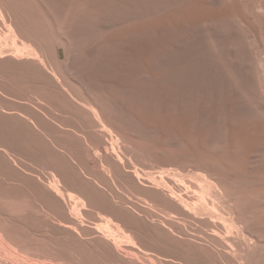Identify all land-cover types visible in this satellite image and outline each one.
Here are the masks:
<instances>
[{
    "label": "rangeland",
    "instance_id": "obj_1",
    "mask_svg": "<svg viewBox=\"0 0 264 264\" xmlns=\"http://www.w3.org/2000/svg\"><path fill=\"white\" fill-rule=\"evenodd\" d=\"M17 1L11 0V4L14 3L12 6L15 5L16 10L17 8L20 10L21 7L23 8V10L26 8V10L29 11V12L26 11V14L30 16L32 15L31 17L32 19L34 18L33 19L34 23L39 22V24H35L37 25L35 27H38V25H40V22L42 19L38 15L37 13L38 11L35 10L36 7H40L41 9H43L42 11H44L42 16L45 15V18H47V19L43 18L45 20L43 21L44 23H46L47 27L44 26L45 30L44 29L39 30L41 31L42 34L40 32H39L40 34L37 32L38 37L40 38H38L37 40L38 45L37 46L33 45V47L35 46L34 49L36 50L38 55L44 59V60L42 59V62L43 63L45 62L44 65L48 71L42 68L40 64L38 65L37 60L33 58L32 60L31 59L28 60L27 58H25V59H22L21 61L24 64V66H26L27 68V75L25 77L24 76L19 77L18 75H15V74H12L10 76L12 87L9 89L8 92L12 98V103L10 107L11 111L8 114H3V113H2L3 115L0 114V125H1L0 126V139H1L0 140V192L8 191L7 193L9 194L11 193L10 195L12 196H17V195H21V196H19L20 197L19 201L17 200L16 202L14 201L15 203H13V201H11L10 199L8 200L6 199L7 201L10 200L8 202L9 204L6 203L7 201L5 200V198L2 199L0 197V205L6 210V212L12 217L16 216V218L20 217L19 219L21 218L26 219L27 221H29L28 223L31 222V223L36 224V220L37 221L39 220L37 222L39 224L42 218H44V215L38 214L37 216L36 212H34L33 210L32 211L29 210L32 212V214L33 213L36 214L37 218H35L34 214L29 215L31 214V212L26 210L29 208L26 207L25 209L24 206H23L24 207L23 213L27 211L29 213L27 212L26 213L27 215L25 213H24L25 215L22 213L21 210H23V208L21 206L23 202L25 201L23 200V197L28 198V197L34 196V198L35 199L37 198V201L39 203L41 202L42 204L44 202L46 203V201H48V203L49 201L51 202L52 200L51 197L48 196L49 199L47 197V193L49 191L44 188H45V185H47L46 183L50 178L49 174L53 173L56 176L61 177L66 191L70 190L72 192H75L77 196L82 197V199L84 200V202L75 200L78 205L77 207L78 211L80 212L81 215H84V218H85L83 221L85 225L84 224L82 225L83 228H88L89 225H91V223L97 219L96 213L106 212V208L103 207L100 200L97 201L98 199H94V197H92V200H88L86 198L87 192L93 191V189H96V190L98 189L102 193L105 192L104 194L107 197V199L111 198L110 192H112L111 196L124 199L125 202L130 203L129 204L130 206L132 204L131 208L135 211V213L133 214L137 213L135 217L140 221L143 220V222L144 220H146L145 223L149 222V225L151 227L160 226L159 224L161 223L162 224L164 223L169 226L171 231L169 230L168 232L169 234L167 235H169V238L171 239V241H168L167 244H160V243H157L151 240L149 241L147 237L143 236L144 234L142 232L141 233L139 232V234H142L138 239L139 244H141L142 248H145V250H147V251L138 252L139 253L138 257L140 261L141 260L144 261L145 259L149 260L150 258V259H154L155 263L153 262V260L150 261V262H153L154 264H190V263L191 264H211V263L214 264L216 261H218L219 259L218 256L222 253V250H224V251L229 252V254L231 253V255L236 258L241 257L238 260L239 263L242 262L241 264H247L249 263V262L246 263V261H249V260H246L247 258H244L245 261L242 260V258L245 257V254L243 251H247L246 249H248L249 251H257V250L262 251L263 252L262 254L264 255V235H263L264 234V225H263L264 224L263 223L264 222V149H263L264 148V135H263L264 134V82H263L264 79H262L263 78L261 77L262 75L261 76L259 75V71L258 73L256 72L258 68L255 69V66L253 65V62L254 64H257L255 63L256 61L253 58L248 56L250 55L248 54L249 52H246L247 54L245 53L246 49L250 51L249 48H247L248 46L250 47L254 44L258 45L261 39L264 38V34H263L264 24H262L264 23V21H262L264 19V13H263L264 8L262 7L264 6V0H262L263 2L261 0L260 2L259 0L255 1V5H256L255 9L258 10L255 12H257L256 14L259 17H261L260 18L261 22L259 24H257V22L253 19L250 9L246 7L247 6L246 3H248L246 0H243V1L242 0H220L214 3L215 5L208 0H205V1L204 0H188L187 4L183 3V5L185 4V7H183L182 5L178 7L177 9L173 8L170 14L163 13L159 15L158 19L145 17L144 19L141 18L142 20L141 19L131 20V17H130L131 15L130 16L129 14L127 15V12L131 8L132 9L130 11L132 13L133 7L130 8L129 6L131 5L133 6V4L128 5V4H125L124 1L130 4V2L133 3L132 0L131 1L129 0L130 2L128 0L127 1L126 0L124 1L115 0L114 3L120 1L119 3H122L121 4L122 6L119 5V3L111 4V6H113L111 7L113 10L109 8L110 7L109 4L105 6L106 3H110L112 0H109L110 2L108 0H104V1L101 0L102 3L105 2L103 4L100 3L101 2L100 0H97V2L105 6V7L104 6L102 7L101 5V8H104V9L106 8L107 10L111 9V12L113 11L112 13H114L115 8L117 12H118L117 9H119L121 10L119 11V14L122 13L121 15H123L125 9L129 7L130 9L127 8V11H125L126 13H124V17L128 16L126 20H130V21H126L124 20V18L121 19V20H124L125 23L120 22L119 19L116 20L118 17L120 18L121 15L116 16L117 17L116 18L115 13H114L115 14L114 16L111 12H110L111 14L109 13L105 14L107 10H103L99 8L100 7L99 5H95L97 4L96 0H92V2L95 1L93 4H91V2H88L89 0L88 1L82 0L83 3L79 2V0H71V1L70 0H35V1L34 0H17ZM26 1H27V4H26ZM244 1H245L246 6L245 4H243ZM3 2L4 1L0 0V10H1L0 19L2 20V21L0 20V56L11 57V54L12 56L14 55V51L12 50L11 37L10 35H8L9 33H7L6 35L4 34L7 31L6 30L7 24L4 22H6L7 20L6 18H8V16H11V14H10L9 9L7 10V8H5L7 7L6 3L3 4ZM68 2H70L71 5ZM206 2H210L211 4L206 3ZM123 4L124 6L125 5H128V6L127 7L125 6L126 7L125 8ZM52 5L54 7H52ZM68 6H69V9L71 8V10L68 9ZM78 7H80L81 9ZM261 7L262 9H260ZM30 8H32V10ZM66 9L68 10V12L69 11L70 12L68 13ZM83 9L84 10L86 9V10L83 11ZM89 10L90 12H88ZM102 10L105 12H103ZM100 11L104 13L105 17L101 15V17H103L104 19L105 18L107 19L106 15L109 14L110 16L112 15L114 17V18L111 17L113 20L116 18L114 20V23H117L119 21L121 24L119 22H118L119 23L118 25L113 24V20H112L111 21L112 24L116 26L114 27L109 22V26L110 25L112 26H110V29H106V28H109V26L107 27L106 24L108 23V20H111V18L106 20L107 23L105 24L104 22H102L104 19L103 18H102L103 20L100 19L101 18L100 14L102 13V12L100 13ZM96 12H97V15H96ZM91 13H93L94 15ZM24 14H25V10H24ZM55 14L57 15L55 16ZM233 14L236 17H234ZM231 15L233 16V18H237V16L238 18L236 20L234 19L230 20L232 18V17L230 18ZM72 16L73 17L76 16V17L73 18ZM166 16H168V18L172 20L173 23H175V26L178 25L177 23L178 19H182L184 21L186 20L190 23H196L197 20L198 22H201L202 20H206V21H203L204 25L206 24L209 25L207 22H209V20L211 19L212 20L216 19V21L218 20L217 22L215 21V24H216V27L219 28V31L220 29L222 30L221 34L223 37V41L225 40V42L223 43L226 44L224 45V47L225 46L226 47H225V52L223 55L225 56V54L228 52L227 55L229 56V53L232 52L230 53L231 54L230 58H234V59H230V58L228 59V56L226 55L227 57H223L224 58L223 60L227 59L228 63L226 62V60H225L226 63L224 61L223 63L227 65L226 67H228V69L230 68L232 70L234 67L233 68L231 67L236 65L237 64L236 62L238 61V64L236 65L237 67L235 66L237 70L236 69L235 71L234 69L232 70L235 75L238 73L237 76H235L233 73L231 74L232 71L231 70L227 71L228 69L225 68V70L227 69L226 70L227 76L231 74V76L229 75V77H233L232 79L230 78L229 83L233 85L234 83L233 79L235 76V81L238 79L239 80L238 82L241 83V84L239 83V86H238L241 89L239 90L238 87L235 85V84H238L237 81H236L237 83L234 84L236 88L235 86H233L234 89H232V87L230 88L231 85L230 86L228 85L229 84L227 83L228 81L224 83L225 80L229 79L228 77H226V75H224V73L226 74V71H224V73H221L224 69L225 64L223 65L222 63L221 64L222 66H220L219 64L218 66L220 67L219 72H218L219 69L216 68L218 69L217 72L221 73L220 74L221 76L222 74L224 76V80L221 79L222 77L219 76L221 80L220 81L219 77H217L219 74L216 72L217 73V76H216V74L214 73L216 71L215 67H212L213 69H207V68H210V66L212 65L209 63L208 60H203L202 58H200L203 54L206 57L207 56L205 55L206 53H203L202 52L203 50H202L200 51V53L201 54L203 53V54L202 55L197 54V56L195 57L196 53L199 51L194 50V47L192 48L190 45H188L189 47L192 48L190 49L189 47H187L188 48L187 51H189V49L192 50L189 52V54L194 55L192 58L195 57V60L200 58L202 59L203 62L208 61L206 63V67L204 66L205 68L202 67L203 66V62H202L200 68L202 70L204 69L205 70L202 72L200 71L202 73L201 75H200V72H198L199 70H197L199 68L198 66L200 65L199 62L201 60H199L198 62L194 61L193 64L194 65L196 64L195 67L197 66V69L195 67H192V66L191 67L197 71L194 72L193 69L192 68L191 69L194 73H199V75L198 74L193 75L190 69L189 71L192 74V76L195 77L196 75L197 78L201 76L199 78H201L202 80L201 83H203V81L204 80L206 81L208 78V76L203 73L205 71L209 73L211 70H213L214 76H212L213 73H209L211 74V80L214 81L215 79L217 81L219 80V82L223 81V83H219L220 85H217L216 84L217 81L211 82V80H209L210 75L208 74L209 81L208 80L207 81L213 84L210 83L208 85V82L203 83L205 90H203L204 88L202 90L204 91L203 93H205L203 95L208 94L209 97L212 98L210 99V101H213V102H211L212 104L210 103V101L208 100L209 97H207L206 99L207 95L203 97L200 96L197 99L201 101V99L204 98L206 100L204 99L202 100L205 103L208 100L207 102L209 106L207 103L206 104L200 103L199 100L198 102H195L197 99L193 98L194 105L199 104L201 106L200 107L199 105L198 106L195 105V108L198 107L197 109L199 111L197 109L194 110V105H192L193 109H191L192 107L190 109L189 108L186 109L187 107L185 106L182 107L181 104L179 106L178 103H181L179 101H174L175 102L174 103L168 100L169 103L166 105V103L168 102L166 100L167 97L165 98L164 94L162 93L164 92V90H166L165 88L166 86L162 87L163 83L162 84L160 83L162 81L160 79L157 80L158 77L162 79V76L160 75L163 74L164 70H162L163 69L162 67L159 68L158 65L152 61L151 55L153 52L152 50L153 46H151V43L149 42V40L147 41V38L144 36H141L142 38H140V35L139 36L137 35V30L138 28H140V26L147 27V25L149 26V24H151L152 22H156L157 20H159V18H163ZM97 17H99L100 19V20L98 19L99 21L104 23L105 26L102 24L103 25L102 27H106L104 28L105 30L104 29L97 30V29L102 28L101 22L98 23L96 20ZM71 18L74 20L72 21ZM226 18L228 19V21H226ZM76 19H77V22H76ZM86 20H87V23L89 22L88 25H85L87 24ZM95 20H96V24L95 25L93 24L94 26L92 27L94 28L96 26V30H97L96 33H98L97 35L94 32L96 31L95 28L94 30L93 28L90 29V31L93 30V32L88 31V28L90 27L89 25L90 24L92 25V22L93 21L95 22ZM193 20L194 21L196 20V21L194 22ZM229 21L230 22L236 21L234 23L235 26L233 25V23H230ZM59 22H61V24H59ZM70 22L72 25L69 24ZM178 22L180 21L178 20ZM80 23L83 25H81ZM237 23L238 24L240 23V24L237 26ZM79 24L81 27L79 26ZM98 24H99V28L97 27ZM49 25L51 27H49ZM53 25L55 26V29ZM84 25L88 26V28H86ZM231 25H233V27H237L236 29H238L239 26L240 27L238 30H236L232 28ZM82 27L84 28L83 30H81ZM241 27H244L245 32L244 30L242 31L243 28L240 31ZM48 29H50V31ZM88 32L92 35V37L89 36L90 37L89 38L87 36L89 34ZM223 32H224V35H223ZM246 32L250 34L248 35ZM92 33L93 34L95 33L94 34L95 36H93ZM143 37L146 38V41L143 40L144 39ZM3 38H5L6 41ZM53 38L54 39L57 38V40L56 39L53 40ZM189 38H188V41L186 40V42L188 44H191L189 43V41L192 42L193 40H191V36ZM52 40L54 43L52 42ZM46 42H48L49 44ZM19 43L20 41H16L15 45L17 44V46L22 47V44L21 43L19 44ZM262 49H260V51L263 52L261 53V55L264 56V48ZM193 51L195 52V54ZM112 54L113 56L114 55H117V56L116 57L114 56L112 58ZM118 54L120 57L118 56ZM245 55L248 56V58L246 57L244 59ZM250 58L252 59L251 65H250L251 61H248ZM204 59H208V58H204ZM11 60L13 61L12 66H15L14 62L16 60L12 58ZM233 60H235V62ZM247 61L250 63H247ZM208 63L210 65H208ZM229 64H230V67L228 66ZM37 66H39L41 69ZM256 66H258V64ZM238 67L242 71L237 72L239 70ZM52 70L54 71V74L57 75L56 77H58L59 82H57L58 80L56 81L54 78H52V76H50ZM207 70H210V71H207ZM244 72L246 75H242L244 74ZM238 75H242L243 77L241 78V76H238ZM215 76L217 79L212 78ZM204 77H206V79ZM24 78H26V81H27V88L25 90V95H23V98L27 100V119H23L21 121L20 119H18L19 118L18 114L17 115L15 114V112H19V104L15 103V99H19V88L15 87L14 85L16 83L18 84L19 81H22V83H24ZM158 81L160 82L158 83ZM140 82H141V85H140ZM214 83L217 86L215 85L214 87L213 86ZM82 84L83 86L81 87L80 85ZM221 84L223 85L225 84V87ZM211 85L214 88H212ZM216 87H218V89L223 88V90L221 89L218 90L219 92L223 91V94L221 92L219 95V92L217 91ZM160 88L163 91L162 90L160 91ZM229 88L231 89V91H228L230 90ZM209 89H211L213 92H214L213 89H215L216 92L213 93ZM97 90H100V91H97ZM152 90H154L155 92L160 91V92H157L159 94L155 96L156 99L158 100H156L155 97L154 98L151 97V95L147 96L148 94H150L149 91H152ZM138 91L139 92L143 91V96H142V93L140 94L141 96H139ZM146 91H148V94H146L147 93ZM154 91L152 92L155 93ZM229 92L231 95L229 94ZM98 93H100V96ZM211 93H213L217 97L222 96L220 99L221 101L216 96H215L216 98L214 99V97H212L213 94L211 96ZM22 94H24L23 88H22ZM137 94L139 97L137 96ZM70 95L73 96V98L71 96L72 99L69 97ZM144 95L146 96V98ZM162 95L164 96V98H162L163 97ZM160 96L162 97L160 98ZM102 98L104 99L102 100ZM151 98L153 99L155 103L151 101L152 100ZM99 99L101 100L99 101ZM74 100H77V101H74ZM170 103L176 104L175 105L176 107L173 106L174 104L173 105L171 104L173 107L172 106L169 107ZM237 103H240V104L238 105ZM241 103H242V106L245 105V107L243 106L242 108V106H240ZM210 104L211 105L214 104L215 106L214 105L211 106ZM203 105H205L204 106L205 108L203 107ZM108 106L111 109H109ZM111 106H114V108ZM207 107H211V108H207ZM92 109H94L96 112L97 117L95 118L91 112ZM215 111L218 114H216ZM174 112L175 113L177 112V113L175 114ZM213 112L216 115H214ZM29 118H30V121L28 120ZM36 119H40L41 120L40 123L38 120L36 121ZM202 119L203 121H201ZM30 122H33V123L36 122V124L35 123L34 124L38 125V127L34 126V124ZM21 124H22V128H21ZM25 124L26 125L28 124L26 127V133H25V128L23 127ZM99 124L104 125L105 132L101 131L102 128ZM118 124L120 127L118 126ZM21 132H22V137H19V133ZM16 139L17 140L22 139L26 142L19 144V142H15ZM28 146H29V149H28ZM223 147L227 151L224 150ZM34 148L35 150L37 149V151H34ZM214 148L216 150H214ZM112 149L114 150L115 154L117 153V155H119L123 159L124 163L122 165H120L119 163L115 161V156L112 153ZM211 155H213L214 157ZM215 159L218 160L219 164L217 163ZM229 159L230 160L232 159V160L230 161ZM13 160L16 163H14ZM206 162H208L209 165ZM101 165H104V168L105 166L109 167V169L111 170V173H110L111 176L109 177L107 176L106 174L107 169L105 168L106 172L103 171L104 168ZM23 170L26 172H24ZM136 170L141 175V176L139 175L140 178L141 177L142 178L140 179L141 182H139V184L135 183L136 184L135 185L129 181V177L134 174L133 171L137 172ZM22 171L23 173H20ZM231 172H234V173H231ZM85 175L89 176L90 178L89 179L86 178ZM161 175L162 177H160ZM165 175H167L168 177H166ZM147 179L148 180L154 179L156 183L158 184L160 183L159 184L160 187L159 188L155 186L151 187ZM75 180H77L76 183H75ZM72 181L75 184H73ZM231 181H234V182H231ZM95 182L98 183L99 185H97ZM198 183L201 185H199ZM261 185L263 186V188ZM115 186L118 189H116ZM200 186L203 188H201ZM246 186L247 187L249 186V187L247 188ZM219 187H222V188H219ZM260 187L262 189L260 191L261 193L258 192L260 190L259 189ZM43 190L46 193H44ZM84 190L86 191V196L84 195L85 194ZM116 190H119L120 192ZM203 190L204 192L208 191V193H204ZM227 190H229L230 196L228 195ZM108 191L110 192L108 193ZM195 191L197 192V194L195 193ZM160 192L173 195V197H175L176 199V202L174 201L170 202V200H166L167 201L166 203V201L155 199L154 194L160 193ZM224 192L226 193V196H224L225 195ZM43 193L45 194V196ZM209 198L210 199L212 198L211 201ZM212 200L214 201L212 202ZM251 201L254 204L251 203ZM17 202H19V204ZM10 203L14 204L15 207L10 206V209L13 208L14 210L17 208L16 204H18V207L21 204V206L14 212H13V209H11L12 212L14 213V216H13V213L9 211L10 209L8 208ZM215 203L216 204L219 203L217 204L219 205V208L225 210V211L223 210L224 211L223 214H222L223 211L220 210L217 205L215 206ZM222 203H224L223 207H221ZM4 204H7V206L5 207ZM66 204H69V202H66ZM66 204H65V207H66ZM234 205L236 206L234 207ZM146 207L147 209L148 207L151 209L147 210ZM19 209L20 211L18 212ZM216 210L221 214H218ZM188 211L190 212L189 215H188ZM15 212L16 213L18 212V213L16 214ZM20 212L25 217L23 215L20 216L21 215ZM225 212L227 213V215L225 214ZM192 213H194V215L196 214L197 216L195 215L194 217ZM18 214H19V217H17ZM32 216L35 219L32 218ZM28 219H32V220H28ZM242 223L244 226L242 225ZM219 225L220 226L223 225V226L220 227ZM253 226H255V228ZM258 235L260 236L259 238H257ZM228 241H231L229 242L230 245L228 244L226 245ZM238 241H240V243ZM39 242H38V245H36L37 249H41L40 245L42 244V242L40 243ZM239 245L240 246L243 245V246L240 247ZM241 255H244V256H241ZM213 259L215 260V262L213 261Z\"/></svg>",
    "mask_w": 264,
    "mask_h": 264
},
{
    "label": "bare ground",
    "instance_id": "obj_2",
    "mask_svg": "<svg viewBox=\"0 0 264 264\" xmlns=\"http://www.w3.org/2000/svg\"><path fill=\"white\" fill-rule=\"evenodd\" d=\"M1 1H4L3 2V4L4 3H6V6L7 7H5V8H7V10L9 9V11H10V14H11V16H8V18H6L7 20H6V22H4V23H6L7 24V31H6V33H4L5 35L7 34V33H9L8 35H10V37H11V42H12V50L14 51V55L12 56V54H11V57L14 59V60H17V59H20V58H27L28 60L29 59H31L32 60V58L33 59H35V60H37L38 61V65L40 64V66L42 67V68H44V69H46L45 68V65H44V63L42 62V57H40L39 55H38V53L36 52V50L34 49V47H33V45H38V43H37V40H38V38H40V37H38V33L40 32L41 33V31H39V30H43L44 29V26H46V23H44V19H47V18H45V15L44 16H42L43 15V12L44 11H42L43 9H41L40 7H36V11H38L37 13H38V15L42 18H40L41 19V22H40V25H38V27H35V26H37V25H35V24H39V22L38 23H34V21H33V19H32V15L30 16V15H28V14H26V8L24 9L25 10V14H24V10H23V8L21 7V9L19 10L18 8H17V10H16V8H15V5L14 6H12L14 3H12L11 4V0H1ZM17 1V0H16ZM35 1V0H34ZM71 1V0H70ZM88 1V0H87ZM101 1V0H100ZM104 1V0H103ZM109 1V0H108ZM124 1V0H123ZM122 1V2H123ZM127 1V0H126ZM129 1V0H128ZM131 1V0H130ZM129 1V2H130ZM186 1V2H185ZM187 1L188 0H132V2L133 3H131L130 2V4L129 3H126L125 1H124V3L125 4H128V5H131V4H133V6L131 5V6H129L130 8L131 7H133V10H132V13H131V9L129 8V7H127L128 5H125L128 9H130L129 11H130V13H129V11L127 12V15L129 14V16L131 17V20L132 19H144L145 17H150V18H157L158 19V17H159V15H161V14H170V12H171V10L173 9V8H178V7H180V6H182L183 5V3H185V4H187ZM205 1V0H204ZM208 1H210L211 3H216L217 1H220V0H208ZM243 1V0H242ZM248 3H246L247 4V6H246V4H245V1H244V3L243 4H245V6L248 8V9H250V11H251V14H252V16H253V19L257 22V24H259L260 22H261V17H259L256 13L257 12H255V11H258V10H256L255 9V1L256 0H246ZM262 1V0H261ZM18 2V1H17ZM16 2V3H17ZM19 2H21V1H19ZM23 2V1H22ZM43 2V1H42ZM48 2V1H47ZM50 2H52V1H50ZM79 2H82V0L80 1L79 0ZM78 2V3H79ZM88 2H91V4H93L94 2H92V0H89ZM87 2V3H88ZM96 2H97V0H96ZM110 2V1H109ZM112 2V3H111ZM110 3H106L105 4V6L106 5H108L109 4V8H111V7H113V6H111V4H118L119 2H116V3H114L115 2V0H112ZM210 2H206V3H210ZM223 2V1H222ZM258 2V1H257ZM259 2H260V0H259ZM263 2V1H262ZM25 3V2H24ZM49 3V2H48ZM69 4H70V2H68ZM83 3V2H82ZM86 3V2H85ZM99 2H97V4H95V5H99V6H97V7H99V8H101V5L103 4V3H105V2H103L102 3V1L100 2V3H102V4H98ZM210 3V4H211ZM219 3V2H218ZM234 3V2H233ZM26 4H27V1H26ZM80 4V3H79ZM89 4V3H88ZM122 3H119V5H121ZM185 4L183 5V7H185ZM261 4V3H260ZM25 5V4H24ZM55 5V4H54ZM71 5V4H70ZM83 5V4H82ZM81 5V6H82ZM90 5V4H89ZM88 5V6H89ZM215 5V4H214ZM259 5V4H258ZM263 5V4H262ZM5 6V5H4ZM3 6V7H4ZM27 6V5H26ZM38 6V5H37ZM87 6V5H86ZM104 5H102V7H103ZM104 6V7H105ZM122 6V5H121ZM123 6H124V4H123ZM124 6V7H125ZM187 6V5H186ZM197 6V5H196ZM249 6V7H248ZM17 7V6H16ZM52 7H54L53 5H52ZM56 7V6H55ZM61 7V6H60ZM59 7V8H60ZM96 7V6H95ZM94 7V8H95ZM123 7V8H124ZM125 7V8H126ZM263 8H264V6H262ZM262 7L260 8V9H262ZM2 8V7H1ZM20 8V7H19ZM47 8V7H46ZM78 8H80V7H78ZM88 8H90V7H88ZM107 8H108V6H107ZM124 8V9H125ZM127 8L125 9V11H127ZM243 8H245V7H243ZM246 8V9H247ZM31 10H32V8H30ZM29 9V10H30ZM48 9H50V8H48ZM68 9H69V6H68ZM77 9V8H76ZM81 9V8H80ZM97 9V8H96ZM101 9H103V10H107L106 8L104 9V8H101ZM100 9V10H101ZM112 9V8H111ZM111 9L107 12L106 11V13L105 14H107V13H109V14H111L112 12H111ZM175 9V10H176ZM193 9V8H192ZM6 10V11H7ZM67 10V9H66ZM69 10H71V8L69 9ZM86 10V9H85ZM84 9H83V11H85ZM99 10V9H98ZM102 10V11H103ZM113 10V9H112ZM118 10V12L116 11V8L114 9V13L116 14H114V13H112L113 14V16L115 15V17L116 16H119V15H121L122 13H120L119 14V11H121V10H119V9H117ZM123 10V9H122ZM180 10H181V8H180ZM244 10V9H243ZM2 11H3V9H2ZM55 11V10H54ZM74 11V10H73ZM82 11V10H81ZM102 11H100V13L102 12ZM117 13H116V12ZM124 11V10H123ZM124 11V13H126ZM174 11V10H173ZM245 11V10H244ZM27 12H29V11H27ZM58 12V11H57ZM63 12V11H62ZM67 12H68V10H67ZM70 12V11H69ZM68 12V13H69ZM75 12V11H74ZM80 12V11H79ZM87 12V11H86ZM88 12H90V10L88 11ZM103 12H105V11H103ZM102 12V13H103ZM111 12V13H110ZM167 12V13H166ZM169 12V13H168ZM261 12V11H260ZM259 12V13H260ZM0 13H1V10H0ZM36 13V14H37ZM48 13V12H47ZM55 13V12H54ZM53 13V14H54ZM100 14V17H101V15L103 16V17H105V15H104V13L103 14ZM124 13H123V15H121L120 16V18L118 17H116L115 19L116 20H120V22H124L125 23V21L124 20H126L127 19V17L125 16L124 17ZM236 13V12H235ZM264 13V12H263ZM63 14H65V13H63ZM76 14H77V12H76ZM75 14V15H76ZM79 14V13H78ZM91 14H93V13H91ZM106 15V17H107V19L105 18H103V17H101L100 19H102L103 21L102 22H104L105 24L107 23L106 22V20H108V19H110L111 17L112 18H114L112 15L110 16V15ZM195 14V13H194ZM57 14H55V16H56ZM73 15V14H72ZM86 15V14H85ZM94 15V14H93ZM96 15H97V12H96ZM98 15H99V13H98ZM126 15V14H125ZM36 16V15H35ZM53 16V15H52ZM79 16V15H78ZM109 16V17H108ZM123 16V17H122ZM190 16V15H189ZM214 16V15H213ZM233 16L234 17H236L234 14H233ZM233 16L231 15L230 16V20H232V19H234V20H236L237 18H238V16H237V18H233ZM70 17V16H69ZM73 17V16H72ZM76 17V16H75ZM75 17H73V18H75ZM80 17V16H79ZM91 17V16H90ZM202 17V16H201ZM44 18V19H43ZM50 18H52V17H50ZM60 18H62V17H60ZM83 18V17H82ZM82 18H80V19H82ZM86 18V17H85ZM111 18V20H108V25L106 24V26L108 27L109 26V22H110V24H112V19ZM124 18V20H121V19H123ZM180 18H182V17H180ZM217 18V17H216ZM72 19V18H71ZM96 19V18H95ZM99 19V17H97V22L98 23H100L101 21H99L98 20ZM114 19V20H115ZM141 19V20H142ZM184 19V18H183ZM196 19V18H195ZM209 19H211V18H209ZM208 19V20H209ZM215 19V18H214ZM228 19H229V17H228ZM228 19L226 18V21H228ZM1 20V19H0ZM35 20H36V18H35ZM39 20V19H38ZM44 20V21H43ZM50 20V19H49ZM53 20V19H52ZM69 20V19H68ZM74 19H72V21H73ZM92 20H94V19H92ZM96 20H95V22L93 21L92 22V25L90 24L89 26V28H88V26H85V25H88L89 24V22L87 23V20H86V23L87 24H85L84 26L86 27V28H88V31L89 32H93V30H94V28H95V30H96V26L93 28L92 26H94L95 24H96ZM114 20H113V24H116V25H118L119 23L117 22V23H114ZM178 20L180 21V22H178ZM177 20V23H178V25L177 26H175V23H173L172 22V20H170L169 18H168V16H166V17H163V18H159V20H157L156 22H152L151 24H149V26L147 25V27H141L140 25V28H138V30H137V28H136V30H137V35L139 36L140 35V38H142L141 36H144V37H146L147 38V41L149 40V42L151 43V46H153L152 48V50H153V52H152V61L154 62V63H156L157 65H158V67L160 68V67H162L161 69L162 70H164V72H163V74L162 75H160V76H162V79L161 78H157V80H161L162 82H160V81H158V83L160 82L161 84L163 83V86L162 87H165L166 88V90H164V92H162L163 94H164V96H165V98L167 97V101L168 100H170V101H172V102H174V101H179V102H181V103H178V105L180 106V104H181V106L183 107V106H185V107H187L186 109H190L191 107V109H193V106L192 105H194V99L193 98H199L200 96H206V99H207V97H209V95L208 94H206V95H203V94H205V93H203L204 91L203 90H205V88H204V84L203 83H207L209 80H211V74H209V73H213V70H207V71H210L209 73L208 72H204L203 74H205V75H207L208 76V78H209V75H210V78H209V80H208V78H207V80L205 81L204 80V78L206 79V77H204L203 78V80L205 81H203V83H201V78H199V77H201V76H199L198 78L196 77V75H195V77H193L192 76V74L191 73H193V75L194 74H198L199 75V73H194V72H196L197 70H199L198 72H202V71H204L205 69V67H206V63L209 61V63L212 65V66H210V68H207V69H213L212 67H215V69L216 68H218V69H216V71L214 72L215 74H216V76H217V73L220 71V67H218L219 66V64H220V66H222L221 64L223 63V61L225 62V60H226V62H227V59H225V60H223L224 58L223 57H227L228 55V52L225 54V56L223 55L224 54V52H225V47H224V45H226V44H224L223 42H225V40L223 41V37H222V34H221V29H220V31H219V28H217L216 27V24H215V21H216V19L215 20H209V22H207L209 25H207L206 23V25H204V23H203V21H206V20H202L201 22H198V20H197V22L196 23H190V22H188V21H184V20H182V19H178ZM187 20H189V19H187ZM222 20V19H221ZM233 20V21H234ZM239 20V19H238ZM2 21V20H1ZM65 21V20H64ZM81 21V20H80ZM126 21H130V20H126ZM134 21H136V20H134ZM194 21V20H193ZM196 21V20H195ZM194 21V22H195ZM218 21V20H217ZM216 21V22H217ZM262 21H264V19L262 20ZM63 22V21H62ZM76 22H77V19H76ZM91 22V21H90ZM101 22V27L104 25V23H102ZM116 22V21H115ZM230 22V21H229ZM236 22V21H235ZM235 22H230V23H233V25L235 26ZM45 25H44V24ZM85 23V22H84ZM49 24V23H48ZM59 24H61V22H59ZM69 24H71V22L69 23ZM81 24V23H80ZM80 24H79V26H80ZM94 24V25H93ZM103 24V25H102ZM112 24V25H113ZM121 24V23H120ZM240 24V23H239ZM238 23H237V26L239 25ZM243 24V23H242ZM242 24H241V26H242ZM256 24V25H257ZM262 24H264V23H262ZM4 25V24H3ZM68 25V24H67ZM66 25V26H67ZM72 25V24H71ZM73 25H74V23H73ZM77 25H78V23H77ZM81 25H83V24H81ZM112 25H110V26H112ZM116 25H113L114 27L116 26ZM218 25V24H217ZM233 25H231L232 26V28H234V29H236L237 27H233ZM54 26V25H53ZM76 26V25H75ZM83 26V27H84ZM105 26V25H104ZM110 26H109V28H106V27H102V28H100V29H97V30H102V29H104V28H106V29H110ZM138 26V27H139ZM252 26V25H251ZM5 27V28H6ZM47 27V26H46ZM49 27H51L50 25H49ZM62 27V26H61ZM63 27H65V26H63ZM81 27V26H80ZM82 27V29L81 30H83L84 28ZM97 27L99 28V24L97 25ZM240 27V26H239ZM239 27H238V29H239ZM53 28V27H52ZM76 28V27H75ZM79 28V27H78ZM91 28H93V30L92 31H90V29ZM112 28V27H111ZM243 28V29H242ZM54 29H55V26H54ZM71 29V28H70ZM74 29V28H73ZM120 29V28H119ZM134 29V28H133ZM238 29H236V30H238ZM241 29H242V31L244 30V27H241L240 28V31H241ZM258 29H259V27H258ZM263 29V28H262ZM261 29V30H262ZM45 30V29H44ZM47 30V29H46ZM49 31H50V29H48ZM58 30V29H57ZM78 30V29H77ZM86 30V29H85ZM97 30L96 31H94L95 33L97 32ZM105 30V29H104ZM131 30V29H130ZM136 30H135V32H136ZM248 30V29H247ZM264 30V29H263ZM48 31V32H49ZM53 31V30H52ZM87 31V30H86ZM38 32V33H37ZM68 32V31H67ZM71 32V31H70ZM74 32V31H73ZM88 32V33H89ZM244 32H245V30H244ZM243 32V33H244ZM39 33V34H40ZM88 33H86V34H88ZM94 33V34H95ZM100 33V32H99ZM248 35L250 34V33H248V32H246ZM253 33V32H252ZM260 33V32H259ZM3 34V35H4ZM42 34V33H41ZM54 34H55V32H54ZM90 34V33H89ZM87 35L88 37L89 36H91L92 37V35L90 34V35ZM93 34V33H92ZM93 34V36H95ZM98 33H96V35H97ZM101 34V33H100ZM136 34V33H135ZM264 34V33H263ZM2 35V36H3ZM4 35V36H5ZM8 35H7V37H8ZM66 35V34H65ZM82 35V34H81ZM223 35H224V32H223ZM131 36V35H130ZM191 36V40H193L192 42L191 41H189V43H191V44H188L187 42H186V40L188 41V38ZM260 36V35H259ZM51 37V36H50ZM53 37V36H52ZM65 37V36H64ZM67 37V36H66ZM143 37V38H144ZM261 37V36H260ZM6 38V37H5ZM5 38H3L4 40H5ZM47 38V37H46ZM45 38V39H46ZM57 38H58V36H57ZM57 38H55L56 40H57ZM90 38V37H89ZM146 38H144L143 40H145L146 41ZM255 38V37H254ZM48 39V38H47ZM49 39H51V38H49ZM54 38H53V40H55ZM60 39V38H59ZM69 39V38H68ZM68 39H67V41H68ZM249 39V38H248ZM53 40H52V42H53ZM189 40H190V38H189ZM263 40H264V38L263 39H261V41L259 42V44L258 45H256V44H254V45H252V46H248L247 48H249V50L250 51H248V49H246V51H245V53L246 52H249L248 54H250V55H248L249 57H251V58H253L256 62L255 63H257L258 64V66H256L257 64H254V62H253V65L255 66V69H257V73H258V71H259V75L261 76V77H263L262 79H264V56L263 55H261V53H263V52H261L260 51V49H262V48H264V42H263ZM6 41V40H5ZM16 41H20V43L22 44V47H20V46H17V44L15 45V43H16ZM72 41V40H71ZM8 42V41H7ZM49 42V41H48ZM48 42H46V43H48ZM56 42V41H55ZM58 42V41H57ZM252 42V41H251ZM19 43V44H20ZM26 43V44H25ZM37 43V44H36ZM45 43V44H46ZM54 43V42H53ZM52 43V44H53ZM61 43V42H60ZM141 43V42H140ZM43 44V43H42ZM49 44V43H48ZM66 44V43H65ZM130 45V44H129ZM150 45V44H149ZM188 45H190L192 48L194 47V50H196V51H199V52H197L196 53V55H195V57L197 56V54H199V55H202L203 53H206L205 55H207L206 57L204 56V54L202 55V56H204V57H200L199 55V57L200 58H202L203 60H208L207 62H203L202 61V59H197V60H195V57L194 58H192L194 55H191V54H189V52L190 51H192V50H190V49H192L191 47H189ZM247 45V44H246ZM250 45V44H249ZM55 46V45H54ZM41 47V46H40ZM187 47H189L190 49H189V51H187L188 50V48ZM51 48V47H50ZM43 49V48H42ZM69 49V48H68ZM50 50V49H49ZM95 50V49H94ZM111 50V49H110ZM112 50H113V48H112ZM203 50V51H202ZM263 50V49H262ZM47 51V50H46ZM52 51V50H51ZM73 51V50H72ZM99 51V50H98ZM200 51H202L203 53L201 54L200 53ZM228 51H229V49H228ZM67 52V51H66ZM187 52H188V54H187ZM194 52V51H193ZM193 52H191V53H193ZM88 53V52H87ZM113 53V52H112ZM118 53H120V52H118ZM230 53H232V52H230ZM229 53V56H228V59L230 58V56H231V54ZM48 54V53H47ZM97 54V53H96ZM104 54V53H103ZM115 54H117V53H115ZM138 54V53H137ZM194 54H195V52H194ZM247 54V53H246ZM69 55V54H68ZM92 55V54H91ZM150 55V54H149ZM227 55V56H226ZM90 56V55H89ZM115 57L117 56V55H114ZM113 56V54H112V58L114 57ZM118 56H119V54H118ZM248 56H246L245 55V57H244V59L247 57L248 58ZM263 56V57H262ZM10 57V58H11ZM68 57V56H67ZM99 57V56H98ZM120 57V56H119ZM0 58H1V56H0ZM6 58V57H5ZM53 58V57H52ZM108 58V57H107ZM109 58H110V56H109ZM204 58H208V59H204ZM249 59L248 61H251L252 59ZM47 59V58H46ZM51 59V58H50ZM83 59V58H82ZM148 59H150V58H148ZM230 59H234V58H230ZM34 60V61H35ZM44 60V59H43ZM199 60H201L199 63H200V65L198 66L199 68L197 69V66L195 67V65L193 64L194 63V61H199ZM253 60V61H254ZM33 61V62H34ZM36 61V62H37ZM52 61H54V60H52ZM51 61V62H52ZM66 61V60H65ZM98 61V60H97ZM111 61V60H110ZM229 61V60H228ZM234 62H235V60H233ZM246 61V60H245ZM247 61V63H250V62H248ZM105 62V61H104ZM196 62V63H197ZM202 62H203V66L202 67H204L203 69L204 70H202L200 67H201V64H202ZM225 62V63H226ZM35 63V62H34ZM97 63V62H96ZM108 63V62H107ZM127 63V62H126ZM198 63V64H199ZM208 63V65H210ZM225 63H223V65L225 64ZM228 63V62H227ZM231 63H233V62H231ZM237 64H238V61L236 62ZM235 63V64H236ZM36 64V65H37ZM57 64V63H56ZM100 64V63H99ZM140 64V63H139ZM142 64V63H141ZM197 64V65H198ZM236 64V65H237ZM252 64V61H251V63H250V65ZM8 65V64H7ZM60 65V64H59ZM81 65V64H80ZM149 65V64H148ZM152 65V64H151ZM194 65V66H193ZM207 65V66H208ZM236 65H234V66H232L231 68H233L234 69V71H235V66ZM244 65V64H243ZM195 67L197 70H194V68H192V67ZM227 65L225 64L224 65V69H223V71L221 72V73H224V71H226L227 69H228V67H226ZM229 67H230V64L228 65ZM17 67V66H16ZM20 67V66H19ZM34 67V66H33ZM37 67H39V66H37ZM130 67V66H129ZM133 67V66H132ZM237 67V66H236ZM26 68V67H25ZM40 68V67H39ZM57 68V67H56ZM82 68V67H81ZM193 69V71H192V69ZM223 68V67H222ZM225 68H227L226 70H225ZM1 69V68H0ZM7 69V68H6ZM41 69V68H40ZM125 69V68H124ZM191 69V73H190V70ZM232 69V70H233ZM238 69H239V67H238ZM47 70V69H46ZM56 70V69H55ZM123 70V69H122ZM217 70H218V72H217ZM222 70V69H221ZM231 69L229 68L227 71H230ZM231 70V71H232ZM237 70V69H236ZM10 71V70H9ZM24 71V70H23ZM48 71V70H47ZM49 71H51V70H49ZM78 71V70H77ZM90 71V70H89ZM144 71V70H143ZM227 71H226V74L224 73V75H226V77H228L229 79L228 80H225V82L224 83H226V81H228L227 83H229L230 81V78L232 79L233 77H229V75L231 76V74L233 73L234 74V72L232 71L231 72V74H229L228 76H227ZM239 71H242V70H238L237 72H239ZM200 72V75L202 74ZM217 72V73H216ZM157 73V72H156ZM207 73V74H206ZM214 73H213V75L212 76H214ZM221 73H218L219 75L217 76V77H222L221 79H223L224 80V76H223V74H222V76L220 75ZM243 73V72H242ZM241 73V74H242ZM7 74V73H6ZM50 74V73H49ZM61 74V73H60ZM64 74V73H63ZM149 74V73H148ZM209 74V75H208ZM238 74V73H237ZM237 74L235 75V76H237ZM38 75V74H37ZM39 75H40V73H39ZM42 75H43V73H42ZM125 75V74H124ZM147 75V74H146ZM204 75V76H205ZM242 75H246L245 74V72H244V74H242ZM242 75H238V76H241V78L243 77ZM32 76V75H31ZM50 76H52V78H54L57 82H59V79H58V77H56L57 75H55L54 74V71L52 70V72H51V74H50ZM49 76V77H50ZM129 76V75H128ZM131 76V75H130ZM137 76H139V75H137ZM153 76V75H152ZM159 76V75H158ZM216 76L215 77H212V78H216ZM235 76H234V83H233V85L232 84H228L229 86H230V88L232 87V89H234V87L233 86H239V83L240 82H238L239 80L237 79V77H236V81L238 82V84H235V83H237L236 81H235ZM259 76V77H260ZM148 77V76H147ZM203 77V76H202ZM220 77H219V80H220ZM225 77V78H226ZM29 78H30V76H29ZM137 78V77H136ZM139 78V77H138ZM152 78V77H151ZM240 78V79H241ZM244 78H245V76H244ZM217 79V78H216ZM39 80V79H38ZM143 80V79H142ZM152 80V79H151ZM219 80L217 81V80H215L214 79V81H217V85H220L219 83H223V81L222 82H219ZM232 80V81H233ZM244 80V79H243ZM37 81V80H36ZM140 81V80H139ZM213 80H211V82H214ZM221 81V80H220ZM232 81H231V83H232ZM122 82V81H121ZM210 82V83H211ZM243 82V81H242ZM264 82V81H263ZM16 83V82H15ZM64 83V82H63ZM143 83H144V81H143ZM209 82H208V85L210 84ZM244 83V82H243ZM17 84V83H16ZM80 84V83H79ZM211 84H213V83H211ZM215 83H214V87H215V85H216ZM235 84V85H234ZM241 84V83H240ZM33 85V84H32ZM73 85V84H72ZM94 85V84H93ZM140 85H141V82H140ZM153 85H155V84H153ZM152 85V86H153ZM216 85V86H217ZM221 85H223V84H221ZM244 85V84H243ZM43 86V85H42ZM81 87L83 86V84L82 85H80ZM79 86V87H80ZM91 86V85H90ZM118 86V85H117ZM131 86V85H130ZM224 87H225V84L223 85ZM236 86H235V88H236ZM25 87V86H24ZM48 87V86H47ZM75 87V86H74ZM144 87V86H143ZM211 87H212V85H211ZM214 87H212V88H214ZM220 87V86H219ZM228 87V86H227ZM240 87H241V85H240ZM68 88V87H67ZM147 88V87H146ZM204 88V89H203ZM207 88H208V86H207ZM206 88V89H207ZM209 88H210V86H209ZM229 88V89H230ZM38 89V88H37ZM41 89V88H40ZM71 89V88H70ZM82 89H84V88H82ZM99 89V88H98ZM115 89V88H114ZM203 89V90H202ZM216 89H217V91L218 90H223V88H219L218 89V87H216ZM228 89V88H227ZM238 89L240 90L241 88H239L238 87ZM148 90H150V89H148ZM162 89L160 88V91H161ZM210 91H212L211 89H209ZM214 90V92H216V90L215 89H213ZM62 91V90H61ZM79 91V90H78ZM77 91V92H78ZM97 91H100V90H97ZM102 91V90H101ZM113 91V90H112ZM152 91H154V90H152ZM152 91H149L150 92V94H148V91H146L147 93L146 94H148L147 96H149V95H151V97H155L157 94H159V93H157V92H160V91H157V92H155V93H153ZM163 91V90H162ZM210 91H209V93H210ZM228 91H231V89L230 90H228ZM44 92V91H43ZM71 92V91H70ZM73 92V91H72ZM114 92V91H113ZM134 92V91H133ZM139 92V91H138ZM137 92V93H138ZM152 92V93H151ZM208 92V91H207ZM213 92V91H212ZM213 92V93H214ZM219 92V91H218ZM222 92V94H223V91H221ZM221 92H219V95H220V93ZM224 92H226V91H224ZM38 93V92H37ZM118 93V92H117ZM142 93V96H143V91H141V92H139L138 94H139V96H141L140 94ZM162 93H160V94H162ZM213 93H211V96H212V94ZM228 93V92H227ZM226 93V94H227ZM80 94V93H79ZM99 94V96H100V93H98ZM103 94V93H102ZM138 94H137V96H138ZM145 94V93H144ZM221 94V95H222ZM229 94H230V92H229ZM45 95V94H44ZM92 95V94H91ZM128 95V94H127ZM218 95V94H217ZM228 95V94H227ZM231 95V94H230ZM71 96L72 95H70L69 97L71 98ZM104 96H105V94H104ZM111 96V95H110ZM138 96V97H139ZM145 96V95H144ZM159 96V95H158ZM163 96V95H162ZM162 96H160V98L162 97ZM164 96L162 97V98H164ZM216 95H214L213 94V96L212 97H214V99L217 97H215ZM85 97V96H84ZM91 97V96H90ZM128 97V96H127ZM201 97V98H202ZM221 97L222 96H218L217 98L220 100L221 99ZM223 97H225V96H223ZM236 97V96H235ZM239 97V96H238ZM63 98V97H62ZM66 98V97H65ZM72 98H73V96H72ZM71 98V99H72ZM75 98V97H74ZM105 98H107V97H105ZM129 98V97H128ZM134 98V97H133ZM140 98H142V97H140ZM145 98H146V96H145ZM159 98V97H158ZM83 99V98H82ZM104 98H102V100H103ZM148 99H150V98H148ZM152 99V98H151ZM155 99H156V97H155ZM154 99V100H155ZM202 99H204V98H202ZM201 99V101L199 100V99H197L195 102H198V100H199V102L200 103H203V104H208V100L210 101V99H212V98H210L209 97V99L206 101V103L205 102H203V100ZM206 99H204V100H206ZM217 99V100H218ZM81 100V99H80ZM101 99H99V101H100ZM109 100V99H108ZM107 100V101H108ZM111 100V99H110ZM120 100H121V98H120ZM156 100H158V99H156ZM164 100V99H163ZM162 100V101H163ZM218 100V101H219ZM26 101V100H25ZM74 101H77V100H74ZM82 101V100H81ZM151 101H153V99L151 100ZM216 101V100H215ZM221 101V100H220ZM234 101V100H233ZM56 102H58V101H56ZM67 102V101H66ZM84 102V101H83ZM89 102V101H88ZM109 102V101H108ZM117 102V101H116ZM136 102V101H135ZM154 102V101H153ZM211 102H213V101H210V103ZM237 102V101H236ZM238 102H239V100H238ZM68 103V102H67ZM85 103H87V102H85ZM132 103V102H131ZM155 103V102H154ZM153 103V104H154ZM169 103V101L166 103V105ZM175 103V102H174ZM173 103V104H174ZM177 103V102H176ZM221 103V102H220ZM219 103V104H220ZM62 104V103H61ZM134 104V103H133ZM172 103H170L169 104V107L170 106H172L171 105ZM212 104V103H211ZM210 104V105H211ZM235 104V103H234ZM238 105L240 104V103H237ZM9 105V104H8ZM44 105V104H43ZM65 105V104H64ZM98 105V104H97ZM108 105V104H107ZM106 105V106H107ZM131 105V104H130ZM165 105V104H164ZM176 104H174L173 106H175ZM195 105H197V104H195ZM195 105H194V110L195 109H197L198 107H196L195 108ZM199 105V104H198ZM197 105V106H198ZM214 105V104H213ZM213 105H211V106H213ZM31 106V105H30ZM57 106V105H56ZM172 106V107H173ZM200 106V105H199ZM205 105H203V107H204ZM207 106V105H206ZM208 106H209V104H208ZM215 106V105H214ZM222 106V105H221ZM240 106H242V103H241V105ZM244 107H245V105H243ZM243 106H242V108H243ZM247 106V105H246ZM18 107V106H17ZM21 107V106H20ZM65 107V106H64ZM96 107H98V106H96ZM111 107H113L114 108V106H111ZM176 107V106H175ZM201 107V106H200ZM202 107V108H203ZM61 108V107H60ZM77 108H79V107H77ZM108 108H109V106H108ZM119 108V107H118ZM117 108V109H118ZM178 108V107H177ZM205 108V107H204ZM207 108H211V107H207ZM221 108V107H220ZM239 108V107H238ZM109 109H111V108H109ZM184 109V108H183ZM212 109H213V107H212ZM211 109V110H212ZM65 110V109H64ZM108 110V109H107ZM139 110V109H138ZM146 110V109H145ZM185 110V109H184ZM198 110V109H197ZM214 110H215V108H214ZM217 110H219V109H217ZM216 110V111H217ZM245 110V109H244ZM3 111V110H2ZM79 111V110H78ZM100 111V110H99ZM117 111V110H116ZM154 111V110H153ZM186 111H188V110H186ZM199 111V110H198ZM197 111V112H198ZM208 111V110H207ZM213 111V110H212ZM215 111V112H216ZM242 111V110H241ZM246 111V110H245ZM248 111H249V109H248ZM91 112H92V114H93V116H94V118L95 117H97V115H96V112H95V110L94 109H92L91 110ZM101 112V111H100ZM109 112H110V110H109ZM152 112V111H151ZM173 112V111H172ZM190 112H191V110H190ZM193 112V111H192ZM196 112V113H197ZM82 113V112H81ZM107 113V112H106ZM121 113V112H120ZM132 113V112H131ZM175 113V112H174ZM177 113V112H176ZM175 113V114H176ZM195 113V112H194ZM100 114H102V113H100ZM184 114H186V113H184ZM213 114H214V112H213ZM216 114H218L217 112H216ZM216 114H214V115H216ZM240 114V113H239ZM20 115V114H19ZM108 115V114H107ZM112 115V114H111ZM158 115V114H157ZM21 116V115H20ZM185 116V115H184ZM129 117H131V116H129ZM242 117V116H241ZM79 118V117H78ZM159 118H160V116H159ZM200 118V117H199ZM19 119V118H18ZM27 119V118H26ZM33 119V118H32ZM115 119V118H114ZM175 119V118H174ZM177 119V118H176ZM186 119V118H185ZM29 121H30V118L28 119ZM39 121V123H40V119H36V121ZM104 120V119H103ZM106 120V119H105ZM118 120V119H117ZM122 120H124V119H122ZM135 120V119H134ZM32 121V120H31ZM92 121V120H91ZM112 121H114V120H112ZM129 121V120H128ZM128 121H126V122H128ZM172 121V120H171ZM194 121V120H193ZM201 121H203V119L201 120ZM90 122V121H89ZM124 122V121H123ZM136 122V121H135ZM30 123H32V124H36V122H30ZM60 123V122H59ZM118 123V122H117ZM261 123V122H260ZM10 124V123H9ZM29 124V123H28ZM27 124V125H28ZM31 124V125H32ZM34 124V126H37L38 127V125H35ZM110 124V123H109ZM116 124V123H115ZM114 124V125H115ZM143 124V123H142ZM170 124V123H169ZM202 124V123H201ZM26 125V124H25ZM58 125V124H57ZM100 125V124H99ZM1 126V125H0ZM18 126V125H17ZM101 126V128H102V132H105V127H104V125H100ZM118 126H119V124H118ZM4 127V126H3ZM90 127V126H89ZM120 127V126H119ZM36 128V127H35ZM49 128V127H48ZM131 128V127H130ZM158 128V127H157ZM193 128V127H192ZM9 129V128H8ZM26 129V128H25ZM62 129V128H61ZM218 129V128H217ZM221 129V128H220ZM219 129V130H220ZM22 130V129H21ZM27 130H28V128H27ZM38 130V129H37ZM51 130V129H50ZM124 130V129H123ZM127 130V129H126ZM139 130V129H138ZM70 131V130H69ZM78 131V130H77ZM86 131V130H85ZM133 131V130H132ZM141 131V130H140ZM94 132V131H93ZM120 132V131H119ZM169 132V131H168ZM35 133V132H34ZM38 133V132H37ZM60 133V132H59ZM65 133V132H64ZM76 133V132H75ZM133 133V132H132ZM20 134V133H19ZM28 134V133H27ZM190 134V133H189ZM72 135V134H71ZM125 135V134H124ZM187 135V134H186ZM264 135V134H263ZM18 136V135H17ZM45 136V135H44ZM110 136V135H109ZM135 136H137V135H135ZM149 136V135H148ZM41 137V136H40ZM104 137V136H103ZM120 137V136H119ZM9 138V137H8ZM7 138V139H8ZM18 138V137H17ZM75 138V137H74ZM152 138V137H151ZM212 138V137H211ZM217 138V137H216ZM23 139V138H22ZM156 139V138H155ZM179 139V138H178ZM1 140V139H0ZM15 140V139H14ZM17 140V139H16ZM123 140V139H122ZM128 140V139H127ZM217 140V139H216ZM239 140V139H238ZM242 140V139H241ZM249 140V139H248ZM8 141V140H7ZM12 141V140H11ZM10 141V142H11ZM30 141V140H29ZM55 141V140H54ZM188 141V140H187ZM213 141V140H212ZM6 142V141H5ZM24 142H26V141H24ZM104 142V141H103ZM145 142V141H144ZM181 142H182V140H181ZM234 142H236V141H234ZM251 142V141H250ZM21 143H23V142H21ZM148 143H150V142H148ZM211 143V142H210ZM213 143V142H212ZM238 143V142H237ZM244 143V142H243ZM10 144V143H9ZM18 144V143H17ZM20 144V143H19ZM32 144V143H31ZM127 144V143H126ZM207 144V143H206ZM239 144V143H238ZM253 144V143H252ZM57 145V144H56ZM233 145V144H232ZM245 145V144H244ZM37 146V145H36ZM45 146V145H44ZM54 146V145H53ZM86 146H87V144H86ZM206 146V145H205ZM214 146V145H213ZM217 146V145H216ZM242 146H243V144H242ZM241 146V147H242ZM263 146V145H262ZM24 147V146H23ZM187 147V146H186ZM203 147V146H202ZM215 147V146H214ZM226 147V146H225ZM235 147H237V146H235ZM224 148V147H223ZM231 148V147H230ZM28 149H29V146H28ZM57 149V148H56ZM115 149V148H114ZM118 149V148H117ZM137 149V148H136ZM221 149V148H220ZM239 149V148H238ZM255 149V148H254ZM264 149V148H263ZM55 150V149H54ZM76 150V149H75ZM133 150V149H132ZM214 150H216L215 148H214ZM218 150V149H217ZM224 150H226L225 148H224ZM236 150H237V148H236ZM2 151H4V150H2ZM20 151V150H19ZM24 151V150H23ZM34 151H37V149L35 150V148H34ZM33 151V152H34ZM90 151V150H89ZM138 151V150H137ZM137 151H135V152H137ZM213 151V150H212ZM211 151V152H212ZM227 151V150H226ZM240 151V150H239ZM249 151V150H248ZM32 152V153H33ZM54 152V151H53ZM223 152V151H222ZM241 152V151H240ZM69 153H70V151H69ZM112 153H113V155L115 156V161L117 162V163H119L120 165H122L124 162H123V159L119 156V155H117V153L115 154V152H114V150L112 149ZM133 153V152H132ZM156 153V152H155ZM174 153V152H173ZM227 153V152H226ZM246 153V152H245ZM252 153V152H251ZM262 153V152H261ZM7 154V153H6ZM130 154V153H129ZM249 154V153H248ZM55 155V154H54ZM90 155H91V153H90ZM142 155V154H141ZM181 155V154H180ZM188 155V154H187ZM235 155H236V153H235ZM247 155V154H246ZM9 156H10V154H9ZM211 156H213V155H211ZM45 157V156H44ZM135 157V156H134ZM188 157V156H187ZM214 157V156H213ZM233 157V156H232ZM236 157V156H235ZM263 157V156H262ZM49 158V157H48ZM70 158V157H69ZM203 158V157H202ZM261 158V157H260ZM5 159V158H4ZM41 159V158H40ZM104 159V158H103ZM204 159V158H203ZM214 159V158H213ZM212 159V160H213ZM3 160V159H2ZM11 160H12V158H11ZM157 160V159H156ZM202 160V159H201ZM216 160V159H215ZM230 160V159H229ZM232 160V159H231ZM230 160V161H231ZM248 160V159H247ZM255 160V159H254ZM24 161V160H23ZM137 161V160H136ZM217 161V163H218V160H216ZM243 161V160H242ZM242 161H240V162H242ZM257 161V160H256ZM13 162L14 163H16L14 160H13ZM92 162V161H91ZM94 162V161H93ZM154 162V161H153ZM183 162V161H182ZM212 162V161H211ZM234 162V161H233ZM19 163V162H18ZM23 163V162H22ZM27 163V162H26ZM42 163H44V162H42ZM101 163V162H100ZM196 163V162H195ZM199 163H200V161H199ZM198 163V164H199ZM202 163H204V162H202ZM206 163H208V162H206ZM215 163V162H214ZM236 163V162H235ZM11 164V163H10ZM130 164V163H129ZM145 164V163H144ZM219 164V163H218ZM240 164V163H239ZM241 164H243V163H241ZM260 164V163H259ZM36 165V164H35ZM142 165V164H141ZM150 165V164H149ZM203 165V164H202ZM208 165H209V163H208ZM16 166V165H15ZM93 166V165H92ZM103 168H104V165H101ZM145 166V165H144ZM204 166V165H203ZM219 166V165H218ZM254 166V165H253ZM258 166V165H257ZM263 166V165H262ZM50 167H51V165H50ZM78 167V166H77ZM178 167V166H177ZM207 167V166H206ZM210 167V166H209ZM222 167V166H221ZM225 167H226V165H225ZM224 167V168H225ZM229 167H231V166H229ZM19 168H20V166H19ZM71 168V167H70ZM107 170H106V169ZM105 168H104V170L103 171H107V176L109 177V176H111V170L109 169V167L108 166H105ZM152 168V167H151ZM208 168V167H207ZM214 168V167H213ZM212 168V169H213ZM8 169V168H7ZM17 169V168H16ZM42 169V168H41ZM189 169V168H188ZM201 169V168H200ZM199 169V170H200ZM205 169V168H204ZM226 169V168H225ZM230 169V168H229ZM246 169V168H245ZM261 169V168H260ZM11 170V169H10ZM22 170V169H21ZM182 170V169H181ZM215 170V169H214ZM222 170V169H221ZM227 170V169H226ZM24 171V170H23ZM23 171L22 172H20V173H23ZM105 171V172H106ZM137 171V170H136ZM212 171V170H211ZM225 171V170H224ZM247 171V170H246ZM24 172H26V171H24ZM47 172V171H46ZM75 172V171H74ZM129 172V171H128ZM184 172V171H183ZM188 172V171H187ZM193 172V171H192ZM133 175L132 176H130L129 177V181L131 182V183H133V184H139V182H141L140 181V179L142 178H140V174L138 173V171L137 172H135V171H133ZM148 173V172H147ZM185 173H186V171H185ZM231 173H234V172H231ZM18 174V173H17ZM36 174V173H35ZM106 174H105V176H106ZM152 174V173H151ZM155 174V173H154ZM211 174V173H210ZM216 174V173H215ZM214 174V175H215ZM226 174V173H225ZM228 174H229V172H228ZM121 175V174H120ZM140 175V176H139ZM223 175V174H222ZM256 175V174H255ZM258 175V174H257ZM263 175V174H262ZM158 176H159V174H158ZM166 177H168L167 175H165ZM220 176V175H219ZM228 176V175H227ZM235 176V175H234ZM242 176V175H241ZM15 177V176H14ZM20 177V176H19ZM19 177H17V178H19ZM39 177V176H38ZM49 180L47 181V185H45V188L44 189H46V190H48L47 192V197L48 196H50L51 197V202L49 201V203H48V201H46V203L44 202L43 204L40 202H38L37 201V198L35 199L34 198V196L33 197H28V198H26V197H23V200H25L24 202H23V200H22V202H23V204H22V206H21V204H20V206L23 208V210H21L22 211V213H23V211H24V207H25V209H26V207L27 208H29V209H26V210H33L34 212H36V214H37V216H38V214H40V215H44V218H42V220L39 222V224L37 223L38 221L36 220V224L35 223H28L29 221H27L26 219H24V218H21V219H19L20 217H19V214H18V216L17 217H19V218H16V216L15 217H12V216H10L7 212H6V210L0 205V264H154L155 262H154V259H150L149 258V260H146L145 258V262L143 261V260H141L140 261V259H139V257H138V252L139 251H147V250H145V248H142V246H141V244H139V241H138V239H139V237L142 235V234H139V232L141 233H143L144 235L143 236H145V237H147V239H149V241L151 240V241H154V242H157V243H160V244H167L168 243V241H171V239L169 238V235H167V234H169L168 232H169V230H170V228H169V226L168 225H166V224H159L160 226H157V227H151L150 225H149V222H147V223H145L146 222V220H144V222H143V220H138L136 217H135V215L137 214H133V213H135V211L131 208V206H132V204H131V206L129 205L130 203H128V202H125V200L124 199H122V198H119V197H115V196H111V194H112V192H110V191H108V193L110 192V197L111 198H109V199H107V197L105 196V192L104 193H102L100 190H96V189H93V191H89V192H87V199L88 200H92V197H94V199H98L97 201H101V203H102V205H103V207H105L106 208V212H104V213H106V214H104V213H100V212H98V213H96V220L95 221H93L92 223H91V225H89V227L88 228H83L82 227V225L84 224L85 225V223L83 222L84 221V215H81L80 214V212L78 211V205H77V203H76V201L75 200H79V201H81V202H84V200L82 199V197H80V196H77L76 195V193L75 192H72V191H66V189L64 188V185H63V181H62V179H61V177H59V176H56L55 174H53V173H50L49 174ZM85 177L86 178H90L89 176H86L85 175ZM160 177H162V175L160 176ZM174 177V176H173ZM230 177V176H229ZM66 178V177H65ZM71 178V177H70ZM72 178H74V177H72ZM110 178H112V177H110ZM210 178H212V177H210ZM227 178V177H226ZM231 178V177H230ZM229 178V179H230ZM234 178V177H233ZM232 178V179H233ZM245 178V177H244ZM254 178V177H253ZM259 178V177H258ZM263 178V177H262ZM172 179V178H171ZM175 179V178H174ZM190 179V178H189ZM188 179V180H189ZM250 179V178H249ZM261 179V178H260ZM71 180V179H70ZM72 180H74V179H72ZM77 180H78V178H77ZM77 180H75V183H76V181ZM112 180V179H111ZM145 180V179H144ZM148 180V179H147ZM178 180V179H177ZM186 180V179H185ZM253 180V179H252ZM25 181V180H24ZM91 181V180H90ZM96 181V180H95ZM113 181V180H112ZM128 181V182H129ZM182 181V180H181ZM183 181H184V179H183ZM190 181V180H189ZM226 181V180H225ZM237 181V180H236ZM262 181V180H261ZM43 182V181H42ZM73 182V181H72ZM138 182V183H137ZM148 182H149V184H150V186L151 187H157V188H159L160 187V183L158 184V183H156L155 182V180L154 179H150V180H148ZM165 182V181H164ZM230 182V181H229ZM231 182H234V181H231ZM239 182V181H238ZM253 182V181H252ZM34 183V182H33ZM74 182H73V184H75ZM78 183H79V181H78ZM82 183V182H81ZM96 183V182H95ZM166 183V182H165ZM184 183V182H183ZM182 183V184H183ZM235 183H237V182H235ZM240 183H242V182H240ZM239 183V184H240ZM245 183V182H244ZM256 183V182H255ZM260 183V182H259ZM263 183V182H262ZM37 184V183H36ZM44 184V183H43ZM87 184H88V182H87ZM97 185H99L98 183H96ZM135 184V185H136ZM181 184V185H182ZM185 184V183H184ZM189 184V183H188ZM191 184V183H190ZM197 184V183H196ZM199 184V183H198ZM251 184V183H250ZM257 184H258V182H257ZM7 185V184H6ZM69 185V184H68ZM77 185V184H76ZM193 185V184H192ZM199 185H201V184H199ZM206 185V184H205ZM227 185V184H226ZM228 185H230V184H228ZM233 185H234V183H233ZM238 185V184H237ZM3 186H5V185H3ZM90 186V185H89ZM93 186V185H92ZM108 186V185H107ZM183 186V185H182ZM186 186V185H185ZM197 186V185H196ZM245 186V185H244ZM262 186V185H261ZM94 187H96V186H94ZM201 187V186H200ZM223 187V186H222ZM222 187H219V188H222ZM247 187V186H246ZM249 187V186H248ZM247 187V188H248ZM67 188V187H66ZM77 188V187H76ZM112 188V187H111ZM115 188L116 189H118L116 186H115ZM201 188H203V187H201ZM262 188H263V186H262ZM27 189V188H26ZM38 189V188H37ZM68 189V188H67ZM72 189V188H71ZM172 189V188H171ZM232 189V188H231ZM254 189V188H253ZM260 190L258 191V192H260L262 189H261V187L259 188ZM86 190V189H85ZM84 190V191H85ZM106 190V189H105ZM163 190V189H162ZM190 190V189H189ZM188 190V191H189ZM209 190H210V188H209ZM226 190V189H225ZM234 190V189H233ZM250 190V189H249ZM107 191V190H106ZM116 191H119V190H116ZM159 191V190H158ZM157 191V192H158ZM194 191V190H193ZM200 191H202V190H200ZM213 191V190H212ZM224 191V190H223ZM228 191V195H229V190H227ZM248 191V190H247ZM246 191V192H247ZM253 191V190H252ZM251 191V192H252ZM8 192V191H7ZM7 192H0V197L3 199V198H5V200L7 199H10L11 201H13V203H15L16 202V200L17 201H19V199H20V197L19 196H21V195H17V196H12V195H10L9 193H7ZM43 192L44 193H46L44 190H43ZM83 192V191H82ZM120 192V191H119ZM166 192H168V191H166ZM179 192V191H178ZM203 192H204V190H203ZM211 192V191H210ZM233 192V191H232ZM20 193V192H19ZM43 193V194H44ZM84 193V192H83ZM145 193V192H144ZM195 193L197 194V192L195 191ZM204 193H208V191L207 192H204ZM242 193V192H241ZM250 193V192H249ZM248 193V194H249ZM261 193V192H260ZM13 194V193H12ZM40 194V193H39ZM119 194V193H118ZM195 194V195H196ZM202 194V193H201ZM225 194V195H224ZM224 196H226V193L224 192ZM14 195V194H13ZM85 196H86V191H85V194H84ZM93 195V196H92ZM115 195V194H114ZM182 195V194H181ZM203 195V194H202ZM201 195V196H202ZM209 195V194H208ZM208 195H206V196H208ZM212 195H213V193H212ZM227 195V196H228ZM232 195H233V193H232ZM256 195H257V193H256ZM29 196V195H28ZM43 196V195H42ZM44 196H45V194H44ZM84 196V197H85ZM180 196V195H179ZM193 196V195H192ZM198 196H200V195H198ZM204 196H205V194H204ZM203 196V197H204ZM230 196V195H229ZM228 196V197H229ZM251 196V195H250ZM127 197V196H126ZM154 197H155V199H158V200H162V201H166V200H170V202L171 201H174V202H176V199H175V197H173V195H171V194H167V193H164V192H160V193H156V194H154ZM202 197V198H203ZM210 197V196H209ZM40 198V197H39ZM45 198V197H44ZM48 199H49V197H48ZM129 199V198H128ZM210 199V198H209ZM208 199V200H209ZM212 199V198H211ZM211 199H210V201H211ZM231 199V198H230ZM238 199V198H237ZM236 199V200H237ZM248 199V198H247ZM6 200V201H7ZM9 200V201H10ZM260 200V199H259ZM9 201H7L6 203H8ZM15 201V202H14ZM21 201V200H20ZM178 201V200H177ZM214 200H212V202H213ZM246 201V200H245ZM5 202V201H4ZM66 202H69V204H66ZM207 202V201H206ZM205 202V203H206ZM231 202H232V200H231ZM18 204H19V202H17ZM21 203V202H20ZM100 203V202H99ZM166 203H167V201H166ZM179 203V202H178ZM241 203V202H240ZM251 203H253L252 201H251ZM9 204V203H8ZM12 203H10V205H9V209H10V206H13V207H15L14 206V204H12ZM18 204H16L17 205V208L15 209V210H17L19 207H18ZM65 204H66V207H65ZM180 204V203H179ZM178 204V205H179ZM213 204V203H212ZM217 204H219V203H217ZM216 203H215V206L217 205ZM223 204L224 203H222V206L221 207H223ZM254 204V203H253ZM5 205V207L7 206V204H4ZM68 205V206H67ZM141 205V204H140ZM193 205H194V203H193ZM24 206V207H23ZM99 206V205H98ZM138 206V205H137ZM155 206V205H154ZM218 206V208H219V205H217ZM236 205H234V207H235ZM253 206V205H252ZM182 207V206H181ZM240 207V206H239ZM255 207V206H254ZM7 208V209H8ZM85 208V207H84ZM171 208H172V206H171ZM217 208V209H218ZM242 208V207H241ZM11 209H13V208H11ZM9 210V211H11L12 212V210ZM146 209H147V207H146ZM148 209H151V208H149L148 207ZM147 209V210H148ZM185 209V208H184ZM214 209V208H213ZM220 210H224V209H221V208H219ZM240 209V208H239ZM245 209V208H244ZM14 209H13V212L15 211ZM86 210V209H85ZM88 210V209H87ZM215 210V209H214ZM219 210V211H220ZM20 211V209L18 210V212ZM27 211V212H28ZM31 211H29V212H31ZM153 211V210H152ZM151 211V212H152ZM217 211V210H216ZM221 211V212H222ZM225 211V210H224ZM224 211L222 212V214L224 213ZM234 211V210H233ZM237 211V210H236ZM242 211V210H241ZM12 212V213H13ZM17 212V213H18ZM27 212H24L25 214L27 213ZM28 212V213H29ZM38 212V213H37ZM149 212V211H148ZM218 212V211H217ZM216 212V213H217ZM238 212V211H237ZM243 212V211H242ZM16 213V212H15ZM16 213V214H17ZM23 213V214H24ZM86 213V212H85ZM189 211H188V215H189ZM235 213V212H234ZM15 214V215H16ZM20 214H21V212H20ZM23 214H21L20 216H22ZM24 214V215H25ZM34 214V216H35V218H37V216H36V214L35 213H33ZM32 214V212H31V214H29V215H33ZM218 214H221V213H219L218 212ZM225 214L227 215V213L225 212ZM236 214H238V213H236ZM248 214V213H247ZM23 215V216H24ZM27 215V214H26ZM147 215V214H146ZM180 215V214H179ZM187 215V216H188ZM192 215L195 217V215H194V213H192ZM228 215H229V213H228ZM13 216H14V213H13ZM191 216V215H190ZM197 216V215H196ZM248 216V215H247ZM25 217V216H24ZM27 217V216H26ZM31 217V216H30ZM29 217V218H30ZM46 217V218H45ZM85 217H87V216H85ZM189 217V216H188ZM243 217V216H242ZM241 217V218H242ZM28 218V217H27ZM32 218H34L33 216H32ZM34 218V219H35ZM136 218V219H135ZM193 218V217H192ZM241 218H239V219H241ZM244 218V217H243ZM27 222H26V221ZM28 220H32V219H28ZM194 220V219H193ZM200 220H201V218H200ZM245 220H246V218H245ZM260 220V219H259ZM212 221V220H211ZM243 221V220H242ZM169 222V221H168ZM181 222V221H180ZM245 222H247V221H245ZM244 222V223H245ZM251 222H253V221H251ZM261 222V221H260ZM210 223V222H209ZM213 223V222H212ZM238 223V222H237ZM264 223V222H263ZM151 224V223H150ZM214 224V223H213ZM220 224V223H219ZM246 224V223H245ZM173 225V224H172ZM212 225V224H211ZM242 225H243V223H242ZM264 225V224H263ZM139 226V227H138ZM215 226V225H214ZM218 226V225H217ZM220 226V225H219ZM221 226H223V225H221ZM220 226V227H221ZM244 226V225H243ZM250 226V225H249ZM211 227H213V226H211ZM216 227V226H215ZM247 227V226H246ZM254 228H255V226H253ZM208 228V227H207ZM173 229V228H172ZM184 229V228H183ZM214 229H216V228H214ZM224 229V228H223ZM250 229V228H249ZM246 230V229H245ZM171 231V230H170ZM177 231V230H176ZM220 231V230H219ZM254 231V230H253ZM255 231H257V230H255ZM186 232V231H185ZM195 232V231H194ZM246 232V231H245ZM242 233V232H241ZM257 233V232H256ZM173 234V233H172ZM185 235V234H184ZM264 235V234H263ZM170 236H172V235H170ZM174 236H175V234H174ZM212 236H214V235H212ZM211 236V237H212ZM169 239H168V238ZM254 237H256V236H254ZM260 236L258 235V237L257 238H259ZM263 237V236H262ZM175 238V237H174ZM256 238V239H257ZM211 240H212V238H211ZM42 242V244L40 245L41 246V249H37V246L36 245H38V242ZM177 241V240H176ZM193 241V240H192ZM208 241V240H207ZM237 241V240H236ZM235 241V242H236ZM39 242V243H40ZM214 242H215V240H214ZM218 242H220V241H218ZM229 242H231V241H228V243H226V245L228 244V245H230L229 244ZM239 243H240V241H238ZM190 243H192V242H190ZM233 243H234V241H233ZM237 243V242H236ZM219 244V243H218ZM222 244V243H221ZM246 244V243H245ZM253 244V243H252ZM194 245V244H193ZM220 245V244H219ZM238 245V244H237ZM39 246V247H40ZM162 246V245H161ZM197 246H198V244H197ZM208 246V245H207ZM225 246V245H224ZM240 246V245H239ZM243 246V245H242ZM242 246H240V247H242ZM246 246V245H245ZM244 246V247H245ZM252 246V245H251ZM196 247V246H195ZM199 247H200V245H199ZM223 247V246H222ZM226 247V246H225ZM247 247V246H246ZM231 248V247H230ZM249 248V247H248ZM251 248V247H250ZM188 249V248H187ZM193 249V248H192ZM229 249V248H228ZM234 249V248H233ZM212 250H214V249H212ZM247 251H243L244 252V254H245V257H243L242 258V260H244V258H247L246 260H249V261H246V263L247 262H249V263H251V264H264V255L262 254L263 252L262 251H249L248 249H246ZM191 251V250H190ZM205 251V250H204ZM242 251V250H241ZM199 252V251H198ZM208 252V251H207ZM236 252V251H235ZM172 253V252H171ZM200 253H201V251H200ZM144 254V253H143ZM149 254V253H148ZM190 254V253H189ZM239 254V253H238ZM221 255V256H220ZM218 257H219V259H218V261H216L215 262V260L213 259V261L215 262H213L214 264H241L242 262H241V260H240V262L241 263H239V259L241 258V257H234V256H232L231 255V253L229 254V252H227V251H224V250H222V253L220 254ZM185 256V255H184ZM183 256V257H184ZM203 256V255H202ZM210 256V255H209ZM213 256V255H212ZM239 256V255H238ZM241 256H244V255H241ZM205 257V256H204ZM214 257V256H213ZM143 259V258H142ZM151 260H153V262H150ZM182 260V259H181ZM245 261V260H244ZM249 263H247V264H249ZM191 264V263H190ZM212 264V263H211Z\"/></svg>",
    "mask_w": 264,
    "mask_h": 264
},
{
    "label": "crops",
    "instance_id": "obj_3",
    "mask_svg": "<svg viewBox=\"0 0 264 264\" xmlns=\"http://www.w3.org/2000/svg\"><path fill=\"white\" fill-rule=\"evenodd\" d=\"M11 58L8 56H1L0 58V68H1L0 69V114L1 115L8 114L11 111L10 107L12 103V98L8 92L9 89L12 87L10 76L12 74L18 75L19 77L22 76L25 77L27 75V68H25L26 66H24V64L21 61L22 59L25 58L17 59L14 62L15 66H12L13 61L11 60ZM14 86L19 88V99H15V103L19 104V112H15V114L16 115L18 114L19 119L22 121L23 119L27 118V100L23 98V95H25V90L27 88L26 78H24V83H22V81H19V83L15 84ZM22 88L24 89V94H22ZM23 127L26 128L27 125H24ZM21 128H22V124H21ZM25 133H26V129H25ZM19 137H22V132L19 134ZM15 142L21 143L24 142V140L20 139V140H16Z\"/></svg>",
    "mask_w": 264,
    "mask_h": 264
}]
</instances>
